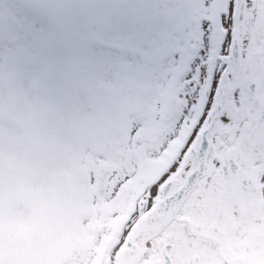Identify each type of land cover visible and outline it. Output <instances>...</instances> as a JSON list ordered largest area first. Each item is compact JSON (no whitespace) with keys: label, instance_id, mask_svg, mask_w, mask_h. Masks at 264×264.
<instances>
[{"label":"flooded vegetation","instance_id":"1","mask_svg":"<svg viewBox=\"0 0 264 264\" xmlns=\"http://www.w3.org/2000/svg\"><path fill=\"white\" fill-rule=\"evenodd\" d=\"M213 1L147 74L111 79L105 126L77 133L79 219L124 220L121 250L138 228L129 264H264V0Z\"/></svg>","mask_w":264,"mask_h":264},{"label":"rangeland","instance_id":"2","mask_svg":"<svg viewBox=\"0 0 264 264\" xmlns=\"http://www.w3.org/2000/svg\"><path fill=\"white\" fill-rule=\"evenodd\" d=\"M198 3L0 0V264L93 262L110 227L79 219L77 141L105 126L107 83L147 74L155 46L200 24Z\"/></svg>","mask_w":264,"mask_h":264},{"label":"water","instance_id":"3","mask_svg":"<svg viewBox=\"0 0 264 264\" xmlns=\"http://www.w3.org/2000/svg\"><path fill=\"white\" fill-rule=\"evenodd\" d=\"M239 5H240V0L237 1V10H238ZM122 229H123L122 224L118 227H115L111 236L104 243V245H103V247L99 253V256H98L97 260L94 262V264H109L110 252L117 246L118 239H119V236L121 235ZM138 233H139V231L137 228L136 232L133 234L131 240L129 241V248L131 250H129V252H126V255H131V256L135 257L132 254V251H133L132 248L134 246H136V236L138 235ZM117 264H128V259L125 256L124 252L123 253L121 252L118 255Z\"/></svg>","mask_w":264,"mask_h":264}]
</instances>
